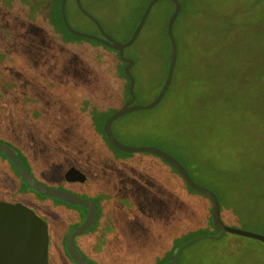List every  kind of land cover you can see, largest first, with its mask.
<instances>
[{
  "label": "trees",
  "instance_id": "16d2710c",
  "mask_svg": "<svg viewBox=\"0 0 264 264\" xmlns=\"http://www.w3.org/2000/svg\"><path fill=\"white\" fill-rule=\"evenodd\" d=\"M168 1L173 4V10L168 14L169 21L175 10V3L172 0ZM61 2L62 0H0V79L4 83V87L0 85L2 89L0 91V109L4 111L0 115V128H8L11 135H17L19 140L23 138L19 134L23 133L17 127L19 121L18 115L20 114L18 107L20 101L24 105L27 104V94L30 93V91L25 90L23 93L21 91L18 94L23 84L31 85L34 91L40 89L42 92L44 91V93L48 94L45 107L48 113L46 117L47 123L49 124L45 125L46 127L42 132H39L37 139H35L36 136H27V139L23 138L25 145L12 137L7 138L10 142L0 141L13 147L24 163H31V166L37 168L36 171L40 173H43L44 170L52 172L61 165V151L59 148H63L64 146L54 142L53 137H50V133L53 129L51 125H62L63 120V124H65L66 119L62 118L59 111L60 103H57L60 101L59 97H52L59 95V91L56 94L54 93L52 76L47 71H40L39 67L42 64L46 65L50 63L53 71L56 68H54V65L57 63L63 68L66 62L65 51L75 48L71 44V38L84 37L73 34L65 25L61 13ZM81 2L95 16L87 8L84 1L81 0ZM149 2L150 0L140 9L139 19L133 31L123 42H127L132 37ZM66 12L69 23L74 28L82 29L77 28L71 22L70 15L73 12H77L83 20L82 26L86 28L85 32L102 36L99 27L80 10L76 0H67ZM11 17L10 24L14 27L9 32L10 30L6 25L9 24L8 20ZM253 18L255 16L251 19ZM240 19L242 18H239L237 15H225L221 22H219V18L217 17L206 18L205 22L216 23V27L213 29L203 28L200 24L201 22L196 19L193 27H188L186 30V34L188 35L190 32L195 34V47L187 44L189 43V39H186V45H184L181 54L178 48L173 78L162 101L154 108H146V105L153 101L161 90L152 99L144 100L137 92V79L132 72L136 80L135 91L137 95V99L132 106L137 107L133 112L119 119L124 118L126 120L123 126L130 136L136 135L144 138L152 136L156 140V143H159L156 146L164 150H166L165 147H168L169 144L174 145L184 141L187 147L195 149V153L206 154L204 157L195 154L202 158L200 161L198 158V161L195 162V167L201 168V165H203L205 176L215 180L216 183L214 184L219 185L224 194L227 193L226 186L236 190L235 194L231 197V205L227 209L230 215L228 217L235 222L243 220L241 215H245L251 222L262 221V229L264 231V151L258 157L255 155L242 156L241 154L232 153L234 148L235 150L240 149L238 142L242 140L241 136L237 133L233 134L234 141L237 142L236 144L220 142V134L223 133V127L215 125L220 121L226 122L227 113L223 110L220 112L215 111L216 105L223 98L222 95H217L223 84L226 85L228 83L226 86L229 88L223 101L228 108L234 109L235 116L242 115L244 118H247L251 113L248 107L241 109L237 105H232L237 103L242 95H254L253 89H258L259 94L253 97L257 100H260L261 96L264 98V15L261 18L254 19L249 24L248 20L242 19L240 21ZM168 21L166 24V35L169 41V51L166 55L168 63L167 72L171 59ZM106 32L108 31L106 30ZM200 34H203L205 39L203 37L200 38ZM138 38L130 47L125 49V55L135 61L133 66L140 60V58H135L133 53H131ZM87 39L93 44L111 51L113 55L112 62L110 57L106 55H102L101 57L107 63L112 64L115 76H123L126 80V89L118 100L122 101L120 105L122 107L130 98V80L124 71L126 63L121 59L119 51L95 39ZM85 52L90 54L86 64H89L91 70H94V72H101L102 60L96 57V53L95 55L91 53L92 50L90 49H85ZM186 60H188V63H186ZM114 61L116 65H114ZM237 65L240 68V73L238 74L235 73ZM72 66L73 68H70L69 71L70 74H74L78 69L81 70L82 68L81 65H79V68L75 65ZM219 71H225V80L220 77L223 72ZM166 76L161 83V89ZM183 76L186 77L187 85L185 90L181 92L179 86ZM11 80L14 81V85L8 83ZM180 93H183L182 99L178 98ZM194 109L195 114L193 113ZM116 110L111 112L106 106H101L96 114L92 115L91 119L92 122L94 121L99 134L102 135L103 141L110 148L112 147L111 149L114 148V150L122 152L110 143L103 129L106 118ZM260 113L262 114L263 110ZM260 113L259 115L262 117ZM194 118V128L189 127L188 129L187 127V129L181 131L177 126H171L175 122L182 121L185 123ZM199 124H203V126L197 127ZM181 125L179 123V126ZM239 130L244 132L247 130V127L240 126ZM114 134L116 135L115 132ZM43 144L44 146L42 147ZM97 145L90 143L89 146L81 145L80 147L75 144L77 149L70 148L63 155L65 159L64 164H66L64 178L66 171L70 167L75 166L82 172L84 171L78 165L88 169L87 174L84 172L88 181L81 183L78 191L82 196L94 198L99 206L98 219L94 226L83 235L75 237L77 249L94 263L96 262L93 259L99 255H102L103 260H108L109 258L112 260L116 245L122 237V234L117 232L112 223L102 219L101 215L102 212L104 213L115 203L117 197L124 191L125 180L129 181L132 178L139 179L141 177L144 178L143 182H146L147 188H150L148 175L136 173L132 169V160L117 161L116 159L105 158L102 153L100 154L101 150ZM148 154L159 157L153 153ZM159 158L162 159L161 157ZM162 160L173 169L180 182L175 183L172 181L171 184H167L166 178L164 179V184L170 186L171 189L169 194L172 195V208L170 211L157 210L151 220L150 227H148L149 229H147V233L151 232L152 236L161 243V246L170 248V250H166L161 254V264H164L175 256L178 247L184 242L203 234L207 229H213V232L210 234L214 235L220 232L216 230L212 221V204L209 198L190 187L171 164L164 159ZM7 161L13 167L15 174L21 182L31 188L21 178L12 161L0 152V166L7 165ZM148 166L151 170L155 169V166L152 164H148ZM28 167L30 168V166ZM66 184L71 185L68 181H66ZM92 184H94L95 188L92 193H89ZM15 186H21L20 181L17 182L16 179L14 181L9 174L5 176L0 173V195L8 194L7 192L10 191L11 193L14 192ZM63 203L71 206L74 211H76V208H79V222L82 223L84 221L87 215L86 208L66 202ZM222 219L225 221L223 214ZM61 226H63L62 220L54 225L55 228H60ZM70 229L72 227L63 228L64 238L62 246L64 247V255L73 263L74 261L69 256L65 247V238ZM141 233L148 235L145 231ZM141 233H132L125 240V244L129 250H132L134 244L137 243V238ZM227 234L230 233H226L225 235ZM193 246H195V242L182 250L176 264H185L186 252ZM119 254H123V251H119ZM191 254L189 256L190 264H195V252L193 253L192 251ZM111 260L109 261L110 263L112 262ZM131 260L127 259L129 262ZM51 261H53L52 258ZM63 264H69V262L63 260Z\"/></svg>",
  "mask_w": 264,
  "mask_h": 264
},
{
  "label": "rangeland",
  "instance_id": "374dc122",
  "mask_svg": "<svg viewBox=\"0 0 264 264\" xmlns=\"http://www.w3.org/2000/svg\"><path fill=\"white\" fill-rule=\"evenodd\" d=\"M83 1L87 5V8L100 20L110 35L120 41H125L139 19L140 9L148 0ZM180 2L181 11L173 27L180 54L184 45H186V39H189V43L187 44L195 47V34L190 32L188 35L186 34V30L188 27H193L196 19L201 22L200 24L203 28L213 29L216 27V23L205 22L206 18L217 17L219 18V22H221L225 15H237L239 18L248 20L249 24L254 19L261 18L264 15V0H180ZM172 10L173 4L168 0H160L152 7L147 23L131 52L135 58H140L132 66V72L137 79V92L144 100H150L157 95L161 90V83L167 73L168 63L166 55L169 51V41L166 35V24L168 14ZM254 16L255 18L251 19ZM12 17L8 20L9 24L6 25L10 30L9 32L14 27L10 24ZM70 17L74 26L82 28L81 30L85 31L86 28L82 26L83 20L79 13L73 12ZM199 37L205 39L203 34H200ZM71 44L75 48L65 51L66 62L63 68L57 63L54 65V68H56L53 71L50 63L46 65L42 64L39 67L40 71H47L52 76L54 93L56 94L59 91V95L52 97H59L60 101L57 102L60 103L59 111L62 118L66 119L65 124H63V120L62 125H51L53 129L50 133V137H53L54 142L64 146L63 148H59L61 151V165L52 172L44 170L45 172L43 171V173L36 171L37 168L31 166V163L27 165L35 171L37 179L43 183L64 188L67 184L64 178L66 164H64L65 159L63 155L70 148L77 149L75 144L80 147L81 145L89 146L90 143L92 145L98 144L97 147L101 150L100 154L102 153L105 158L116 159L117 161L132 160V169L136 173L148 175L150 188H147L146 182H143L144 178L141 177L139 179L132 178L129 181L125 180L124 191L117 197L115 203L104 213L102 212L101 215L102 219L112 223L117 232L122 234V237L120 239L118 236L120 240L116 245L112 260L110 258L103 260L102 255L93 260L98 264H161V254L166 250H170V248L161 246V243L152 236L151 232L147 233V229H149L148 227H150L151 220L157 210L170 211L172 208V195L169 194L171 189L170 186L164 184V179L166 178L167 184H171L172 181L180 183L179 178L167 163L155 155L146 152H119L114 150V148L111 149L112 147L110 148L103 141L102 135L96 129L94 121L92 122V115L96 114L101 106H106L111 112L120 107L122 101L118 100L126 89V80L123 76H115L112 64L107 63L101 57L102 55H106L110 57L112 62L113 55L111 51L93 44L84 37L71 38ZM85 49L92 50L91 53H94V55L96 53V57L102 60L101 72H94V70H91L89 64H86L90 54L85 52ZM113 63L116 65L115 61ZM186 63H188V60H186ZM72 65H75L77 68L81 65L82 68L81 70L78 69L74 74H70L69 71L70 68H73ZM236 67L235 73L238 74L240 73L239 65ZM219 72H223L220 77L225 80V71ZM8 83L14 85L13 80L8 81ZM0 85L4 87L2 79H0ZM186 85V77L183 76L179 86L181 92L185 90ZM226 85L223 84L217 93V95H222L223 98L215 107L216 112L223 110L227 113L225 123L220 121L215 124L216 126L223 127V133L220 134V142L236 144L237 142L234 141L233 134L237 133L242 138L238 142L240 149L235 150L234 148L232 153L241 154L242 156H261L264 151V98L261 96L260 100H257L253 97L259 94L258 89H253L254 95H242L238 102L232 105H237L241 109L248 107L251 113L247 118H244L242 115L235 116L234 109L228 108L223 101L229 91ZM25 90L30 91V93L27 94L28 102L26 105L21 101L19 102L18 112L20 114L18 115L19 121L17 127L23 134L18 133L24 139H27V136H36L35 139H37L39 132L45 129V125H49L46 118L48 113L45 107L48 94L44 93V91L42 92L40 89L34 91L29 84H23L18 94L21 91L23 93ZM0 91H2L1 88ZM14 96L16 97L15 94ZM178 98L182 99L183 93H180ZM171 105L173 106L172 102ZM136 107L133 106V109L135 110ZM170 110L172 109L170 108ZM262 110L263 113L261 114ZM3 112L0 109V115ZM194 112L195 109L193 110ZM259 113L262 117H260ZM125 122L126 120L123 118L117 119L113 123L114 132L124 143L133 146H156V144H159L156 143V140L152 136L150 138L136 135L130 136L123 126ZM179 123L182 125L179 126ZM171 126H177L181 131L187 129V127L188 129L189 127L194 128L195 118L185 123L182 121L175 122ZM201 126L203 124H199L197 127ZM240 126L247 127V130L241 132L239 130ZM9 137L19 140L17 135H11L8 128H0V140L10 142L7 139ZM23 138H20L19 141L25 145ZM165 148L185 165L199 184L211 188L218 194L221 201L222 214L228 225L264 234L262 221L251 222L245 215H241L243 220L235 222L228 217L230 215L227 209L231 205L230 200L236 190L226 186L227 193L224 194L221 187L214 184L216 183L215 180L205 176L203 165H201V168L195 167V162L198 161V158L199 161L202 159L195 154H199L202 157L206 154L195 153V149L187 147L184 141L174 145L169 144ZM148 164L154 165L155 169L151 170ZM78 167L87 174L88 169L81 165H78ZM0 173L5 176L9 174L14 181L16 179L21 184V186H15L14 192L11 193L10 191L7 192L8 194L0 195V199L26 204L49 222L52 264H63V260L68 261L69 264H76L75 262L72 263L64 255L62 241L64 238L63 228H73L80 223V209L76 208V211H74L71 206L27 187L15 174V170L8 161L7 165L0 166ZM73 186L70 187L72 191L81 194L78 191L79 187H77L79 185ZM94 188V184H92L89 193H92ZM61 220L63 221V226H61L63 228H55V223ZM142 231H145L148 235L142 234ZM211 232H213V229H207L203 234H210ZM132 233L141 234L137 238V243L134 244L132 250H129L125 244V240ZM119 251H123V254H119ZM192 251L193 253L195 252V264H264V243L233 233L224 235L222 239L218 240H198L195 242V246L186 252L185 264H190L189 256L192 255ZM127 259L132 260L129 262ZM110 260L112 261L111 263L109 262Z\"/></svg>",
  "mask_w": 264,
  "mask_h": 264
},
{
  "label": "water",
  "instance_id": "95a60500",
  "mask_svg": "<svg viewBox=\"0 0 264 264\" xmlns=\"http://www.w3.org/2000/svg\"><path fill=\"white\" fill-rule=\"evenodd\" d=\"M158 1L160 0H150L133 32L132 37L127 42L120 41L106 32L102 23L83 6L81 0H76L78 7L99 27L102 36L76 29L69 23L66 12L67 0H62L61 2V13L64 23L70 32L78 36L95 39L119 51L121 59L126 63L124 66V71L130 80V98L122 105V107L110 114L103 124L104 132L110 143L115 148L125 153L146 152L158 155L166 162L171 164L186 180L190 187H192L199 193L206 195L212 204V221L216 230L220 233L217 235L200 234L195 238L181 244L178 247L175 256L165 263L176 264L180 258L182 250L186 246L198 240L205 238L220 239L226 233H234L264 242V234L252 230L233 227L226 224V222L222 219L221 203L217 193L211 188L199 184L193 178L185 165L173 154L154 145H128L121 141L113 132V123L117 119L133 112L134 109L132 104L137 99L135 91L136 80L131 71V67L133 66L135 61L125 55V49L127 47H130L137 40L152 7ZM172 1L175 3V10L168 21V34L171 41L170 65L163 87L157 97L146 105V108L148 109L154 108L162 101L170 87L176 67L178 46L173 32V27L175 20L181 11V2L180 0ZM0 152L6 155L13 162L21 178L27 185H29L37 192L61 200L68 204L82 206L87 209V215L84 221L74 226L67 233L65 238V247L69 256L76 264H96L90 261L77 249L75 244V237L83 235L96 223L99 214V206L97 201L92 197L82 196L66 188L50 186L43 183L25 167L15 149L2 141H0ZM65 177L68 181L71 182L81 181L86 183L88 181L86 174L75 166L70 167L66 171ZM50 244V224L45 218H43L33 208L26 204L0 199V264H52Z\"/></svg>",
  "mask_w": 264,
  "mask_h": 264
},
{
  "label": "flooded vegetation",
  "instance_id": "af4514ba",
  "mask_svg": "<svg viewBox=\"0 0 264 264\" xmlns=\"http://www.w3.org/2000/svg\"><path fill=\"white\" fill-rule=\"evenodd\" d=\"M20 156V155H19ZM7 157V156H6ZM21 158V157H20ZM9 159V158H8ZM21 160H22V162H23V164L25 165V167L28 169V170H30L31 172H32V174L37 178V176H36V173H34V170L33 169H31V168H29L28 166H27V164L26 163H24V161H23V159L21 158ZM13 163V162H12ZM19 173V172H18ZM65 179H66V177H65ZM66 181H68L67 179H66ZM25 182V181H24ZM68 182H70L71 183V185H68L67 184V186L66 187H64V188H66V189H68V190H70V191H72V189L70 188V187H74L73 185H80L81 183H84V182H81V181H75V182H71V181H68ZM69 186V187H68ZM77 187H79V186H77ZM33 189V188H32ZM34 190V189H33ZM36 191V190H35ZM37 192V191H36ZM74 192V191H73ZM76 192V191H75ZM39 193V192H38ZM41 194V193H40ZM43 195V194H42ZM81 195V194H80ZM46 196V195H45ZM49 197V196H48ZM52 198V197H51ZM55 199V198H54ZM6 201H9V200H6ZM72 205V204H71Z\"/></svg>",
  "mask_w": 264,
  "mask_h": 264
}]
</instances>
